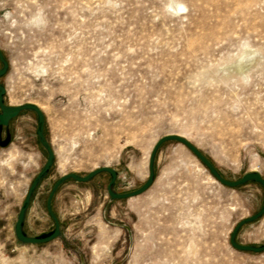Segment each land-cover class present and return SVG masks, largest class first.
Segmentation results:
<instances>
[{
    "label": "rangeland",
    "instance_id": "374dc122",
    "mask_svg": "<svg viewBox=\"0 0 264 264\" xmlns=\"http://www.w3.org/2000/svg\"><path fill=\"white\" fill-rule=\"evenodd\" d=\"M0 49L4 104L37 106L54 153L26 209L28 237L53 233L47 200L63 176L108 167L114 193L135 191L166 135L228 181L264 179V0H0ZM38 127L29 110L0 124V264H264V252L230 245L262 208L263 187L219 184L175 141L159 147L143 194L110 198L108 173L67 180L51 200L60 236L18 241L48 158ZM236 241L263 246L264 214Z\"/></svg>",
    "mask_w": 264,
    "mask_h": 264
},
{
    "label": "water",
    "instance_id": "95a60500",
    "mask_svg": "<svg viewBox=\"0 0 264 264\" xmlns=\"http://www.w3.org/2000/svg\"><path fill=\"white\" fill-rule=\"evenodd\" d=\"M0 61L2 63V68L0 69V77L3 76L8 68V63L5 60L1 49H0ZM5 93V89L0 85V124L2 126H7L9 123V120L19 114L22 111H33L38 118V123H39V127H38V137L39 140L41 142V144L43 145V147L45 148V150L47 151L48 154V158H47V162L44 165L43 169L41 170V172L39 173V175L37 176V178L35 179V181L32 183V185L30 186V189L27 193V196L24 200L23 206L19 211L18 217H17V221L15 223V236L17 238L18 241L24 243V244H45L48 243L56 238H58L60 236V224L59 221L57 220L56 216L53 214L52 209H51V200L53 198L54 193L56 192V190L59 188V186L67 181V180H73L75 182L78 183H85L90 181L91 179H93L94 177H96L97 175L101 174V173H108L111 176V180L107 186V193L110 196V198L112 199H129L132 197H136L139 196L141 194H143L145 191H147L149 189V187L152 185L153 180H154V159H155V155L159 149V147L169 141H175L178 142L180 144H182L183 146H185L198 160L199 162L209 171L211 177L217 181L219 184L229 187V188H236L238 186H241L249 181H254L259 183L263 189H264V179L258 174V173H250V174H246L245 176H243L240 180L237 181H228L226 180L218 171L217 169L214 167V165L203 155V153L196 147L194 146L192 143H190L188 140H186L185 138H183L180 135H166L163 138H161L154 146L150 158H149V175H148V179L146 181V183L140 187L139 189L129 192V193H124V194H117L114 193L112 190L113 185L115 184V181L117 180V173L115 172L114 169L112 168H108V167H102L99 168L97 170H94L92 172H90L89 174L80 177L78 175L75 174H69V175H65L63 176L60 180H58L56 182V184L54 185L48 200H47V211L50 215V217L52 218V220L54 221V231L50 236L44 237V238H34V237H28L26 235H24L23 231H22V223L24 220V216L26 213V209L28 204L30 203V200L34 194L35 189L37 188L39 182L41 181V179L43 177H45L48 173V171L50 170L52 164H53V159H54V153L51 149V147L49 146V144L47 143V141L45 140L44 136H43V132H42V126H43V115L41 110L32 104H26L23 106H18V107H8L4 104L3 102V95ZM264 214V204L262 206V208L259 210V212H257L256 214H254L253 216L241 221L240 223L237 224V226L234 228V230L231 233L230 236V245L232 246V248H234L235 250L238 251H243V252H250V253H262L264 252V245L261 247H255V246H247V245H241L238 244L236 241V236L238 231L241 229V227L247 223H251L255 220H257L258 218H260L262 215Z\"/></svg>",
    "mask_w": 264,
    "mask_h": 264
}]
</instances>
